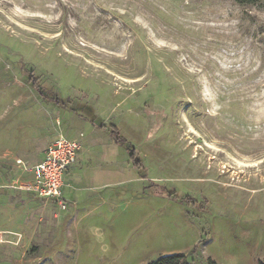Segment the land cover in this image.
Returning a JSON list of instances; mask_svg holds the SVG:
<instances>
[{
    "label": "rangeland",
    "instance_id": "374dc122",
    "mask_svg": "<svg viewBox=\"0 0 264 264\" xmlns=\"http://www.w3.org/2000/svg\"><path fill=\"white\" fill-rule=\"evenodd\" d=\"M58 135L88 179L0 264L264 262V0H0V192Z\"/></svg>",
    "mask_w": 264,
    "mask_h": 264
},
{
    "label": "built area",
    "instance_id": "2783aa9c",
    "mask_svg": "<svg viewBox=\"0 0 264 264\" xmlns=\"http://www.w3.org/2000/svg\"><path fill=\"white\" fill-rule=\"evenodd\" d=\"M81 148L78 140L58 135L47 148L44 158L36 165L29 167L22 159H16V164L23 168L22 174H29L30 177L23 179L18 176L11 187L33 193L42 200L55 202L66 210L68 201L64 194V178L68 170L77 163ZM4 241L5 234L0 231V245Z\"/></svg>",
    "mask_w": 264,
    "mask_h": 264
},
{
    "label": "crops",
    "instance_id": "0c3cea01",
    "mask_svg": "<svg viewBox=\"0 0 264 264\" xmlns=\"http://www.w3.org/2000/svg\"><path fill=\"white\" fill-rule=\"evenodd\" d=\"M72 139L74 138L72 137ZM55 140L56 138L48 146H46V148H44L45 150L43 151L41 156L34 161L26 160L22 157H17L16 159H22L27 166L32 167L44 158L47 148L51 144H53ZM80 154L81 153H79L77 163L73 167H71L66 173V177L70 179V183L73 179H74V182L76 183L78 181L81 182L82 180L88 179L87 176L85 177V174L82 175L81 173L78 172L80 171V168L78 167L79 160L81 159ZM16 167H17L16 176H21L23 179H28L30 177L29 174H22L23 173L22 166H18L16 164ZM68 185L69 184L65 181V188H64L65 191ZM64 194L66 195V192H64ZM67 195H70V192ZM37 200H42V199L38 198L33 193H29L26 191L14 192V193L0 192V231L3 232L4 234L6 232L12 231L21 236V239H19L20 242L26 240L28 238V235H30V232H31V226H30L31 224L28 219L29 216L28 217L24 216L23 210L18 209V207H25ZM66 200L70 202L71 199L68 200L66 198ZM10 203L11 205L9 206ZM11 206L15 207V209L11 211L6 210V207L10 209ZM5 238H6V235H5ZM5 243H6V239H5V242L0 245L1 249L6 246Z\"/></svg>",
    "mask_w": 264,
    "mask_h": 264
},
{
    "label": "trees",
    "instance_id": "16d2710c",
    "mask_svg": "<svg viewBox=\"0 0 264 264\" xmlns=\"http://www.w3.org/2000/svg\"><path fill=\"white\" fill-rule=\"evenodd\" d=\"M239 4H256L257 2L261 0H235ZM33 81L36 82V88L40 89L38 86V82L34 80V77L31 78ZM41 90V89H40ZM98 128L103 131H108L112 134V137H114L116 143H122L126 141L120 136L119 129L116 126L107 127L106 125H99ZM147 264H191L187 261L186 257L182 253H173V254H167V255H161L157 259L148 262ZM209 264H217L212 259H209ZM259 264H264V262H260Z\"/></svg>",
    "mask_w": 264,
    "mask_h": 264
}]
</instances>
